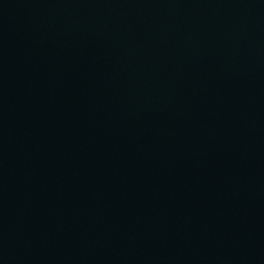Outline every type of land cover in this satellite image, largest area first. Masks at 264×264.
<instances>
[{
  "label": "water",
  "instance_id": "water-1",
  "mask_svg": "<svg viewBox=\"0 0 264 264\" xmlns=\"http://www.w3.org/2000/svg\"><path fill=\"white\" fill-rule=\"evenodd\" d=\"M0 264H264V0H0Z\"/></svg>",
  "mask_w": 264,
  "mask_h": 264
}]
</instances>
